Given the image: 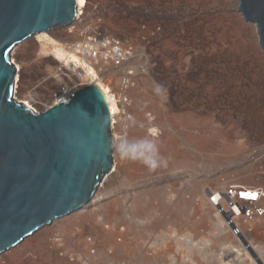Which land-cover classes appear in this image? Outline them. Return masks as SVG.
Listing matches in <instances>:
<instances>
[{
  "label": "rangeland",
  "instance_id": "rangeland-1",
  "mask_svg": "<svg viewBox=\"0 0 264 264\" xmlns=\"http://www.w3.org/2000/svg\"><path fill=\"white\" fill-rule=\"evenodd\" d=\"M237 5L87 0L74 28L54 26L12 47L14 96L38 110L61 84L78 83L53 47L67 49L89 26L121 39L136 75L128 93L118 85L124 69L101 76L133 99L111 122V172L84 206L0 253V264H264V228L244 225L251 249L231 259L241 245L207 201L245 175L264 188V51Z\"/></svg>",
  "mask_w": 264,
  "mask_h": 264
},
{
  "label": "water",
  "instance_id": "water-1",
  "mask_svg": "<svg viewBox=\"0 0 264 264\" xmlns=\"http://www.w3.org/2000/svg\"><path fill=\"white\" fill-rule=\"evenodd\" d=\"M237 9L264 51V0ZM75 19V0H0V253L84 206L111 172L110 114L95 82L39 112L13 96L12 47Z\"/></svg>",
  "mask_w": 264,
  "mask_h": 264
},
{
  "label": "built area",
  "instance_id": "built-area-1",
  "mask_svg": "<svg viewBox=\"0 0 264 264\" xmlns=\"http://www.w3.org/2000/svg\"><path fill=\"white\" fill-rule=\"evenodd\" d=\"M84 29L80 30V39L66 42V47L69 51V54L66 56H71L72 54L74 56L75 54L79 58V61L75 59L74 62L67 64L68 57L60 60L63 67L68 72H72L78 83L74 87L61 84L53 95L54 100L52 103L45 104L43 108H48L57 102H67L70 98L66 91L68 87L77 90V87L80 88L93 83L95 80L93 73H97L93 69L96 63L103 62L118 68L124 67V61L128 58L129 49L123 45L121 39L115 35L102 33V31L90 26ZM98 54L99 56H97ZM33 109L35 110V108ZM263 191L264 188L261 185L248 186L242 183L230 182L220 189L209 191L207 198L211 207L224 218L225 225L237 237H240L241 233L243 234L244 232L240 231L236 226L235 220L240 217L249 220L255 215L263 214L264 207L260 203L255 204L264 195ZM244 246L247 249L249 247L248 242Z\"/></svg>",
  "mask_w": 264,
  "mask_h": 264
},
{
  "label": "bare ground",
  "instance_id": "bare-ground-1",
  "mask_svg": "<svg viewBox=\"0 0 264 264\" xmlns=\"http://www.w3.org/2000/svg\"><path fill=\"white\" fill-rule=\"evenodd\" d=\"M76 1V16L78 17V18H80V15L81 14H83L84 12H85V8L87 7V0H75ZM77 18V19H78ZM76 20V19H75ZM75 20L71 23V25L73 26V27H75V25H73L74 23H75ZM43 34H45V33H43ZM48 40H51V39H49L48 38ZM52 41V40H51ZM54 44H55V42H53ZM53 51L55 52V54H56V56L58 57V58H60L61 60L63 59V58H65V57H68V61H66V63L68 64V63H70V62H74V60L76 59V60H78L79 61V58L74 54V56H66L67 54H69V51L66 49V48H63L62 46L61 47H57V46H54L53 47ZM97 56H99V54L97 55ZM17 67H18V65H17ZM113 68H117V69H119V70H123L124 69V76H120L119 77V79H118V85H119V88L120 89H122L123 90V93H125V92H127L128 93V91L131 89V88H133L132 87V84L134 85V78H135V73H133V74H130L129 73V69H128V67H123V68H118V67H115V66H112V65H110V67H108L107 65H105L103 62H99L98 64L96 63L95 65H94V71H96L97 73H93V75H94V77H95V80H94V82H95V84L99 87V89H100V91L102 92V94H103V96H104V98H105V101H106V105H107V107H108V110H109V114H110V120H111V122H113V120H115L114 119V116L116 115V116H119V115H121V114H123V112H125L124 111V109H127V111L129 112V107H131V105H132V103H133V99L131 98H129L128 96H126L125 94H119V93H116V92H114V91H112L110 88H109V86H107L105 83H103L102 81H101V76L102 75H105V74H108V73H110L112 70H113ZM135 68V71L136 72H138L139 73V71H143V70H141L140 68H138V67H134ZM135 74V75H134ZM16 80H17V76H16ZM67 91V93L69 94V97H70V95L72 94V93H74L75 92V90L74 89H72V88H69L68 87V89L66 90ZM57 98V97H56ZM55 98V99H56ZM68 98V97H67ZM23 102H25L26 104H28L29 106H30V103L28 102V101H30V99L27 101V100H22ZM118 102H120V103H118ZM121 104H122V106L123 107H125L124 109H122L121 107ZM121 106V107H120ZM31 107V106H30ZM123 111V112H122ZM123 115H125V114H123ZM111 124V123H110ZM112 167H113V164H112ZM249 174H250V172H249ZM255 174H257V173H254L253 174V172H251V176H253L254 177V179H255V176L257 177V175H255ZM258 175L259 176H261V178L262 179H264V170L263 169H261V170H259V173H258ZM242 180H244L243 182H242V184H246V185H255L254 183L252 184L251 182H250V177L248 176V175H245V176H243V178H242ZM258 180V179H257ZM261 180V179H260ZM234 183H238V182H234ZM238 184H240V183H238ZM223 186H221V187H215L214 189H212V190H210V191H215V190H217V189H220V188H222ZM263 194H264V191H263ZM207 201L209 202V200L207 199ZM261 204L263 207H264V195H262L261 197H260V199H258L256 202H255V204ZM210 204V203H209ZM211 206V205H210ZM263 210H264V208H263ZM214 212L217 214V212L214 210ZM218 216H220L219 214H217ZM221 217V216H220ZM264 217V211H263V214L262 215H255V216H253L252 217V219H249V220H245V219H243V218H239V219H236L235 221H236V226L240 229V231H242V232H246V230H244V227L245 226H247V227H251L252 228V232L254 231V229H253V227L251 226V224H252V221H255V220H259V219H261V218H263ZM222 218V217H221ZM222 223H223V225H225V221H224V218L222 219ZM220 222L219 221H217V223L215 224L216 226H218V227H220ZM245 225V226H244ZM229 229V228H228ZM229 232H230V234L234 237V238H236L238 241H239V243H240V245L241 246H238V248L236 249V253L234 254V257L232 256V258L231 259H234V260H236L237 258H239V256H241L242 257V254H241V252H246V250H245V246H244V244L246 243V242H248V244L249 243H251V240H248V239H246L245 238V235H244V233L242 234L241 233V238H239V237H237V235H235V233L234 232H232L230 229H229ZM114 235V232H112V230H110V233H109V237L111 238V237H113V235ZM204 237V236H203ZM249 238V237H248ZM205 241V240H207L206 238H203L202 239V241ZM246 241V242H245ZM106 242V241H105ZM112 243H113V241L112 240H109V243H106V244H108L109 245V247L112 245ZM89 247H90V245H89ZM249 247H250V245H249ZM85 249H87V248H85ZM250 249H251V247H250ZM20 250V252H21V249H19ZM96 252V251H95ZM247 253V252H246ZM248 254V253H247ZM186 256H187V254H186ZM88 257V256H87ZM191 257V256H190ZM90 258H91V260H93L92 259V255H90ZM236 258V259H235ZM191 259V258H190ZM230 259V260H231ZM174 261V260H173ZM192 261V260H191ZM229 261V260H228ZM228 261L226 262V264H228ZM231 262V261H230ZM91 264H92V261L90 262ZM192 263L193 264H196V262H194V261H192Z\"/></svg>",
  "mask_w": 264,
  "mask_h": 264
},
{
  "label": "clouds",
  "instance_id": "clouds-1",
  "mask_svg": "<svg viewBox=\"0 0 264 264\" xmlns=\"http://www.w3.org/2000/svg\"><path fill=\"white\" fill-rule=\"evenodd\" d=\"M16 66V65H15ZM15 82V81H14ZM79 89V88H78ZM15 94H14V92H13V96H14ZM15 97V96H14ZM16 99V98H15ZM70 99V98H69ZM18 100V99H17ZM19 101V100H18ZM20 102H23L22 100H20ZM24 104H26L25 102H23ZM58 103V102H57ZM57 103H55V104H57ZM30 109H32L33 111H35V112H39V111H42V110H45L46 108H41V109H36L35 107H33L32 105H30V106H32L33 108H35V110L32 108V107H30L28 104H26ZM54 105V104H53ZM52 106V105H51ZM50 107V106H49Z\"/></svg>",
  "mask_w": 264,
  "mask_h": 264
},
{
  "label": "crops",
  "instance_id": "crops-1",
  "mask_svg": "<svg viewBox=\"0 0 264 264\" xmlns=\"http://www.w3.org/2000/svg\"><path fill=\"white\" fill-rule=\"evenodd\" d=\"M261 220H264V217H263V218H261V219H259V220H255V221H253V222H254V223H255V222L257 223V221H259V222H260ZM251 226L253 227V229L255 228L256 230H257V229H259V228H261V227H262V228H264V222H263L262 224H260V225L256 226V227H255V225H254V224H251Z\"/></svg>",
  "mask_w": 264,
  "mask_h": 264
}]
</instances>
